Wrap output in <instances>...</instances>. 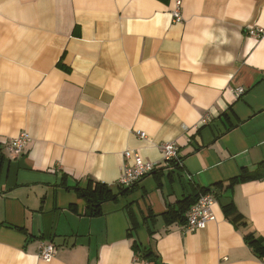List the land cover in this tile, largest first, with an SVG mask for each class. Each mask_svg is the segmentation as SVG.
<instances>
[{
  "label": "crops",
  "instance_id": "0c3cea01",
  "mask_svg": "<svg viewBox=\"0 0 264 264\" xmlns=\"http://www.w3.org/2000/svg\"><path fill=\"white\" fill-rule=\"evenodd\" d=\"M259 28L264 0H0V264H264L245 241L264 239ZM165 143L173 167L93 193L121 192L125 153L161 164ZM205 192L215 220L188 232Z\"/></svg>",
  "mask_w": 264,
  "mask_h": 264
},
{
  "label": "built area",
  "instance_id": "2783aa9c",
  "mask_svg": "<svg viewBox=\"0 0 264 264\" xmlns=\"http://www.w3.org/2000/svg\"><path fill=\"white\" fill-rule=\"evenodd\" d=\"M181 1L176 2L174 11V20H181ZM251 36L258 39L264 37V29H254L249 31ZM243 90H238V94H242ZM141 138H146V134L140 133ZM29 141L27 134H22L11 143V150L16 156H21L24 152L25 145ZM163 162L161 164L144 161L138 153L128 151L125 153L126 162L124 165V175L119 185L122 187H130L142 182L145 178L151 176L154 172L162 168L173 167L179 162L178 150L174 143H165L162 147ZM214 197L210 194L201 196L197 203L191 207L188 212L185 230L188 232H196L205 229L211 222L215 220L212 212ZM39 257L46 262L51 261L56 256V250L52 243H43L39 249Z\"/></svg>",
  "mask_w": 264,
  "mask_h": 264
},
{
  "label": "trees",
  "instance_id": "16d2710c",
  "mask_svg": "<svg viewBox=\"0 0 264 264\" xmlns=\"http://www.w3.org/2000/svg\"><path fill=\"white\" fill-rule=\"evenodd\" d=\"M254 179H257V177H256V175H253V174L252 175H249V174L240 175L238 178L231 179L230 185L232 186L234 183L247 182L249 180H254ZM130 188H132V187H129L126 189L123 188V190L121 192L113 195L112 192L109 191L107 188H104L103 185H97V187L94 188L93 193L98 194L100 196V198H105L107 200H114L119 195H125ZM74 190H77L81 194V196L83 198H85L90 204H92L94 206L97 204V201L94 198H92L91 195L88 194L89 189L83 190L82 188L78 187V188H75ZM204 195H207V192L197 196L194 203L191 205V207L194 206L197 203L198 199ZM191 207L189 209H191ZM223 209H224V213H225L226 217L230 221H232L236 227L240 228V227L246 225L245 224L246 222L243 220L241 215L236 211L235 206L232 202H226L223 205ZM245 241H246L247 245L252 249V251L256 257H258L260 259H264V239L263 238L255 235L254 233H251V234H247L245 236ZM150 254L151 253H149L145 256L150 257L151 256ZM156 260H154L150 264H161L160 262H157Z\"/></svg>",
  "mask_w": 264,
  "mask_h": 264
}]
</instances>
